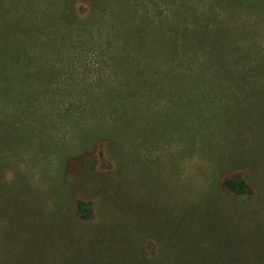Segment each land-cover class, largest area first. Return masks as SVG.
I'll return each mask as SVG.
<instances>
[{
    "label": "rangeland",
    "instance_id": "1",
    "mask_svg": "<svg viewBox=\"0 0 264 264\" xmlns=\"http://www.w3.org/2000/svg\"><path fill=\"white\" fill-rule=\"evenodd\" d=\"M183 2L173 10L185 30L239 34L223 63L245 74L241 83L211 85L208 74L193 98L173 94L163 75L138 72L177 61L75 33L2 61L0 264H132L184 241L193 254L264 264V0ZM169 4L137 2L160 16ZM198 90L209 95L201 103ZM225 175L241 178L249 198L224 195ZM78 203L91 206L89 219Z\"/></svg>",
    "mask_w": 264,
    "mask_h": 264
},
{
    "label": "trees",
    "instance_id": "2",
    "mask_svg": "<svg viewBox=\"0 0 264 264\" xmlns=\"http://www.w3.org/2000/svg\"><path fill=\"white\" fill-rule=\"evenodd\" d=\"M78 1L82 2V11L75 9V2ZM138 1L43 0L40 1V5H36L35 0L0 2V67L2 69L3 60L14 62L3 65L4 68L14 65L21 58L20 52L27 51V45L38 42L63 43L69 41L68 39L71 40L75 33L91 44L99 42L113 46L116 42H120L124 46L133 45L142 50L151 46V52L156 53L166 64L169 63L168 66L172 65L173 61H177L175 68L168 71L148 69L138 72V80H144L151 73H156L158 77L160 74L163 75L170 83L173 94L181 92L193 98V94L197 91L196 79L198 77L202 80L206 79L208 74L216 79L207 81L209 84L211 82V85L222 81L241 83L246 78L245 74H238L234 68L223 63L226 59L224 51L228 54L232 49L231 42L239 37L235 30H185L178 21L182 16L173 10V7L174 9L176 7L175 0H143L152 4L154 11L160 10L158 7L160 3H170L168 7L172 6V9L165 16L158 15V12L151 15L148 8L138 9ZM185 1L187 0H184L182 5H185ZM14 6L17 7V11L13 10ZM39 8L44 12H39L36 17L35 11ZM185 9H190V6ZM162 17L163 19H160ZM168 23L172 24L168 26L171 30H164ZM96 26L105 30H97L98 34L94 37L92 29ZM213 39L218 41L211 43ZM222 42H228V45H222ZM214 46L219 47L216 53ZM199 52L203 53V62L200 61ZM208 57L209 59L206 60ZM212 60L218 61V64H212ZM173 84H176V88H172ZM218 87L219 93H223L224 90ZM198 91L197 93L203 92ZM202 94L199 96L200 103L209 96ZM220 181L218 188L224 195L230 198H249L250 189L241 178L225 175ZM76 212L82 219H89L92 215L91 206L84 203H78ZM228 242L229 240L225 238L223 243ZM180 247V251L174 253ZM194 247L193 242L184 241L164 256L158 250L156 252L153 250L152 256L144 255L141 259H134L131 262L132 264H240L234 252L226 257H222L218 252L213 259L203 252L193 254ZM73 258L77 259L72 256V261Z\"/></svg>",
    "mask_w": 264,
    "mask_h": 264
}]
</instances>
